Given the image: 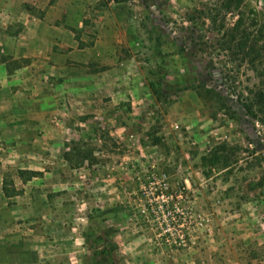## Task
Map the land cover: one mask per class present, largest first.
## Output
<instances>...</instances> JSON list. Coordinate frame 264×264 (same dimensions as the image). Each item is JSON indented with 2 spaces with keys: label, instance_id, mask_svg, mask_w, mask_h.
<instances>
[{
  "label": "rangeland",
  "instance_id": "374dc122",
  "mask_svg": "<svg viewBox=\"0 0 264 264\" xmlns=\"http://www.w3.org/2000/svg\"><path fill=\"white\" fill-rule=\"evenodd\" d=\"M235 14L221 0H0L9 73L57 56L25 110L0 73V264H264V125L243 107L264 74L221 45Z\"/></svg>",
  "mask_w": 264,
  "mask_h": 264
},
{
  "label": "trees",
  "instance_id": "16d2710c",
  "mask_svg": "<svg viewBox=\"0 0 264 264\" xmlns=\"http://www.w3.org/2000/svg\"><path fill=\"white\" fill-rule=\"evenodd\" d=\"M117 2H124L130 0H115ZM221 7L226 10L227 14L234 13L236 20L228 27L225 24H221L220 31H222V42L223 49L231 53L233 56H241L242 60H249L251 69L258 75H263L264 70H260L256 65L264 59V13L257 10L255 7L249 5L247 0H221ZM153 71V70H152ZM152 73V72H151ZM151 89L153 93L157 94L160 98L162 91L158 87V83L151 81ZM254 94V98L243 102V107L247 113L257 117L264 125V90L259 88L257 90H251ZM258 107L257 112H260L259 116L254 110V107ZM73 151H76L77 159L80 160V164L85 163L87 156L84 154L85 151L80 147L77 141H73ZM69 148V144H66V149ZM65 158L72 163V157L70 152L66 150ZM206 159V157L204 158ZM94 161V160H93ZM213 163L217 162V159L212 160ZM74 165V164H73ZM37 171L30 172V177L37 175ZM6 183L3 184V190L6 191ZM159 192V191H158ZM156 191V193H158ZM171 237L172 234L169 232L163 235ZM111 245L117 249V246L111 242ZM103 253H105L103 251Z\"/></svg>",
  "mask_w": 264,
  "mask_h": 264
},
{
  "label": "crops",
  "instance_id": "0c3cea01",
  "mask_svg": "<svg viewBox=\"0 0 264 264\" xmlns=\"http://www.w3.org/2000/svg\"><path fill=\"white\" fill-rule=\"evenodd\" d=\"M5 10L6 9H4V12ZM17 19V21H22L21 17ZM2 51L4 55H13L12 51L9 49L5 48L2 49ZM40 53L41 54L39 55L33 54L35 58L38 57L37 60H35V58H29L25 63L22 62L21 67L13 73L8 72V69L10 67V65L8 64V60H5V57L3 59H0V73L1 78H3V80L1 81L3 90L8 91L11 94L12 92H15L14 96L18 97L19 99L18 101H16L15 99V101L13 102H15L16 105L20 106V108H23L24 110L25 108L29 107V105L36 99L37 96L46 95L47 91L49 90L48 88L51 80L48 79V75H44L43 70L48 71L51 70L52 67L56 66H51L49 62L50 60L57 59L55 53H53V55L50 54V56L48 55L47 50H41ZM3 54H1L0 57H2ZM18 59V61H23V58ZM58 68L61 69L62 67L59 66ZM11 88H13L14 90H12ZM7 99L8 101H12L13 97L7 95Z\"/></svg>",
  "mask_w": 264,
  "mask_h": 264
}]
</instances>
